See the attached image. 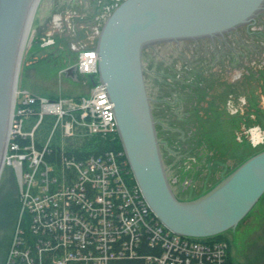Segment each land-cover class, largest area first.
<instances>
[{
	"label": "rangeland",
	"instance_id": "obj_1",
	"mask_svg": "<svg viewBox=\"0 0 264 264\" xmlns=\"http://www.w3.org/2000/svg\"><path fill=\"white\" fill-rule=\"evenodd\" d=\"M124 1L120 0L118 3V0H40L22 55L16 91V104L18 107L19 102L26 97L25 91L49 100L62 102L65 105L77 99L80 101L83 96H89L97 77L88 76L85 78L80 73L77 67L80 53L97 46L106 21ZM258 19L259 21L255 24L245 25L240 30L241 34L233 35L232 40H228V37L225 39L219 38L215 42L206 40L199 45L190 41L186 43H184L185 41L180 43L169 41L157 46L154 51L155 57L160 64L159 70L164 69L166 66L168 67L165 68L164 75L161 74V71L158 74L159 84H156L157 79L152 77L154 73L152 71L154 70L146 74L147 88H149V93L154 99H162L163 101L168 99V101L172 100L174 104L173 106L169 102L171 104L167 105V112L156 115L155 120L158 123L156 127L167 175L171 184L177 186L178 191L181 189L182 180L180 179L175 184L174 179L180 173L181 167L186 165L184 161L192 156H195L200 161L202 160L201 158H204L202 162L210 161L211 159L217 160L216 165L219 168L220 175L213 177L211 185L207 187V189H210L227 175L234 172L243 161L245 162L264 150V14ZM229 43L230 45L228 46L227 44ZM231 43H233V46ZM231 46L234 47L236 58L240 59L243 57L242 55H245L246 67L251 70L249 77L241 78L240 81L236 80L234 93L242 94V90L249 91L247 98L250 100V109L252 108L255 111V106L262 107L260 108L262 112L255 111L254 117L250 116L246 119H227L222 117L225 113L213 118H185L187 112H182L185 107L180 101L179 95L181 92L174 87L168 88L167 91L162 85L163 82H168L165 80L166 72H180L184 62L183 57L179 53L186 51L201 59L200 62L203 66L206 64V70L210 72L214 70L221 74L222 78L232 79L231 74L222 71V64L214 63L210 67L213 55L215 57L218 53V55L224 54L227 56L229 51H231ZM227 62L226 59L225 63ZM259 66L263 67L260 72L257 70ZM235 74H237L236 70ZM93 78L96 80H93ZM224 89L225 86L219 84L215 94H213L214 91L212 90V95L214 100L218 98L220 106L225 104L224 108H227V105L231 107L230 104L232 102L228 104L225 102L228 96L223 98L224 92L222 91ZM241 98H243V95ZM235 100V105H239L240 100ZM38 105L36 106L38 107ZM36 106L34 105V108ZM171 107H175V110L172 109L171 111ZM202 108H206V106ZM206 110L208 109H204V111ZM40 111L39 107L37 112ZM73 113L70 112L69 114ZM44 115L42 123L35 132V137L29 135L27 138L25 136L17 138L22 144L34 142L36 149L43 153V162L40 167H37L35 172L36 183L31 185L30 191L27 190L30 182L26 181L25 178L26 170L34 169V167H30V159L25 160V166L23 164L21 169L18 168V164L14 165L9 163V161L7 162V159L4 160L0 175V264H9L12 261L13 250L20 239H26L21 237V234L26 235L30 239V233L33 231L30 222L32 223L34 216L37 214V211L33 209L35 202L32 197L42 191L43 184H48L51 187L52 178L58 175L52 173L51 168L61 163L60 157L54 152L50 153L48 149L44 150V140L54 128L56 129L55 134L61 137V133H63L65 128L63 119H67L70 116L63 115L60 118L55 113ZM32 116L26 120L27 125L39 118L38 116L33 119ZM45 123L48 125L52 124L50 134L47 137L39 132ZM252 129L253 133L256 132L255 134H258L257 138L253 136ZM28 131L31 130L28 128ZM194 137H197L200 144H202V140L207 142L200 156L192 154L191 150H189L192 145L187 144L189 141L194 143ZM79 141V137H69L63 142L62 140H53V144L56 148L64 147L66 150L77 146ZM186 144L189 146H186ZM58 150L61 151L62 149ZM123 152L126 155V159H128L125 148H123ZM27 153L32 154V150H28ZM58 169H60L59 165ZM132 174L134 176L133 171ZM128 178H130L129 175ZM134 181L142 194V199L147 202L135 176ZM25 192L26 196L27 193L29 194L27 202L24 201L23 194ZM181 195L186 200L200 197L198 196L200 194L196 193L188 196H185V193ZM156 217L158 218L157 215ZM223 233L228 237V239H222L227 242L226 259L228 264H264V194L236 228H231ZM215 240L217 239L212 241Z\"/></svg>",
	"mask_w": 264,
	"mask_h": 264
},
{
	"label": "water",
	"instance_id": "obj_2",
	"mask_svg": "<svg viewBox=\"0 0 264 264\" xmlns=\"http://www.w3.org/2000/svg\"><path fill=\"white\" fill-rule=\"evenodd\" d=\"M40 0H0V175L22 60ZM264 0H125L106 21L96 50L120 137L149 206L174 233L213 237L236 228L264 194V150L204 195L180 200L161 153L143 52L158 42L214 38L252 23Z\"/></svg>",
	"mask_w": 264,
	"mask_h": 264
},
{
	"label": "built area",
	"instance_id": "obj_3",
	"mask_svg": "<svg viewBox=\"0 0 264 264\" xmlns=\"http://www.w3.org/2000/svg\"><path fill=\"white\" fill-rule=\"evenodd\" d=\"M77 67L83 75L97 77L91 94L80 101L65 105L25 91L26 97L18 107L16 93L5 159L20 169L30 159L34 169L25 173L30 182L28 191L36 183L35 172L43 162V153L34 142L22 144L17 138L35 137L44 114L70 116L63 119L65 128L60 138H54V128L44 140V150L50 153L60 148L54 147L53 140L63 142L78 134L119 133L114 104L99 78L96 48L82 51ZM37 104L39 118L27 125L26 120L37 112ZM60 149L61 163L51 168L58 174L52 178V186L43 184L42 191L32 197L37 214L30 222V239L21 234L28 241L20 239L9 264H118L127 259L135 264H228L225 240L208 241L174 233L156 217L142 199L123 151L109 150L78 159L66 155L64 147ZM23 195L27 202L29 194Z\"/></svg>",
	"mask_w": 264,
	"mask_h": 264
},
{
	"label": "flooded vegetation",
	"instance_id": "obj_4",
	"mask_svg": "<svg viewBox=\"0 0 264 264\" xmlns=\"http://www.w3.org/2000/svg\"><path fill=\"white\" fill-rule=\"evenodd\" d=\"M119 2L120 0H118V3ZM262 14H264V10L259 13V15L256 17V20L254 22L245 24V25L249 26L251 24H255L256 22L259 21L258 18H260ZM245 25L240 26L237 30H233L231 32L225 33L224 35H220L214 38H202V39H197V40H183V41H185L184 43H186L187 41L188 42L190 41L193 43L195 42L197 45H199L203 41L210 40L211 42H215L219 38L225 39L228 37L227 38L228 40L229 39L232 40L234 36L241 34L240 30ZM165 43H168V42H158L150 46H147L145 47L144 52H143V61H145L144 63L145 78H147L146 74L154 70L152 71L154 73L153 74L151 73V74L153 75L152 77L154 79H157L156 84L159 82L158 74H160V71H161V74L164 75V71L166 70L165 68L168 66H166L164 69L161 68L162 70H159L160 64L157 61V58L155 57L156 55L154 51L156 50L157 46L163 45ZM227 45L229 46L230 43ZM231 45L233 46V43H231ZM232 46H231V51H229V54H227V56L224 54L218 55L217 53V56L214 57L213 55V58L211 59V65L210 63H208L210 67L214 63L222 64V71H225V73L227 72V74H231L233 77L232 79L222 78L221 74H218V72H215L214 70L213 72L206 70V64H204L203 66V64L200 62L201 59L197 58V56L195 55H191L190 53L186 51H182L179 53V55L183 57V62H184L182 69H180V72L178 73H175V71H170V73L168 71L166 72L165 80H167L168 82L167 83L163 82L162 85L164 86V88H166L167 91H168V88L174 87L176 90H179L181 92V94L179 95L180 101L182 102V104H184V107H185V110L182 112L183 113L187 112L185 114V118L186 117L195 118V119H199L200 117L213 118V117H218L220 116V114H223V113L225 114L222 115V117L227 118V119H235V118L246 119V118H249L250 116L254 117L255 111L252 110V108L250 109L249 107L250 100L247 98L248 97L247 93L249 91L242 90V94L234 93L235 91L234 83L236 82V80L240 81L241 78L247 77L249 73L251 72V70L247 69L246 67L247 65L245 63L246 59H244L245 55H242L243 57L240 59L237 57L238 58L237 60L234 54V47ZM91 48H96V47H91ZM226 59L228 61L227 63H225ZM262 68L263 67L259 66L257 70L260 72ZM235 70L237 71V74L234 75ZM84 77L87 78L88 76L84 75ZM146 83H147V79H146ZM219 84H221L222 86H225V89L222 91L224 92L223 98L225 96H228L225 102L227 104L232 102L230 104L231 107L227 105V108H224L225 104L224 106H220L218 98L214 100V97L212 95V90L214 91L213 94H215V91L218 88ZM148 93H149V88H148ZM242 95H243V98H241ZM149 96L151 98L150 102H151V107H152L154 118L156 119L155 116L160 113L165 114L168 110L167 105H170L172 103V100H169V101L168 99H166L167 101L165 99L164 101L162 99L157 100V99H154L150 95V93H149ZM235 99L240 100L239 105L237 106L235 105V102H234L236 101ZM215 104L217 107L215 106ZM171 105L174 106L173 103ZM203 106L204 107L206 106V108H202ZM211 107H212V110H211ZM172 109L175 110V107H171L170 110L172 111ZM204 109H208V110L204 111ZM156 123H157V120H156ZM253 129H252V134L255 138H257L258 135L255 134L256 132L253 133ZM205 143L207 142L206 141L202 142L197 152H194L191 149L189 150H191L192 154L200 156L201 155L200 153L203 151L202 149L206 147ZM186 146H189V145L186 144ZM201 159L202 160L200 161L196 159L195 156H192L190 159L184 161L186 165L181 167L182 169L180 173H178L177 177L174 179L175 184L178 183L180 179L182 180L181 185H180L181 189H179V191L176 188L177 186H173L171 184L175 195L180 200H186L185 197L181 195L182 193H185L186 194L185 196H188L189 194H192V193L200 194L198 196H201L202 194L206 193L209 190L207 189L208 185L210 186L211 182L213 181V177L215 178L216 176L218 177L220 175L219 168H217V165H216L217 160L211 159L210 161L202 162L204 161V158H201Z\"/></svg>",
	"mask_w": 264,
	"mask_h": 264
},
{
	"label": "trees",
	"instance_id": "obj_5",
	"mask_svg": "<svg viewBox=\"0 0 264 264\" xmlns=\"http://www.w3.org/2000/svg\"><path fill=\"white\" fill-rule=\"evenodd\" d=\"M93 80H96V79L93 78ZM37 109H39V107L36 106V111ZM254 109L255 111L262 112L260 107L255 106ZM38 116H39V113L36 112L35 115L33 114V119H36ZM51 127H52L51 123L49 125L45 123L44 125H42L39 132L43 133L44 135H46L45 137H47L50 134ZM76 137L80 138L78 145L71 149H66V153H67L66 155H68L69 157L70 155H73V156H76L78 159H81L89 155L104 154L106 151H109V150L123 151V148H124V145L122 143L119 133H117L116 135H101L97 133L78 134V136ZM54 138L57 139V138H60V136L55 134ZM194 141H195L194 143L189 141L187 144H191L192 148L190 147L189 148L192 151L197 152L201 144L198 142L199 140H197V137L196 138L194 137ZM202 142H205V141L202 140ZM54 153H57L58 157H60L62 154L60 150L58 151L55 150ZM214 239H228V237L225 233H221L217 236L204 238V240H208V241H211ZM135 262L136 261L134 260L127 259L122 262L119 261V263L118 262L117 263L118 264H135Z\"/></svg>",
	"mask_w": 264,
	"mask_h": 264
},
{
	"label": "bare ground",
	"instance_id": "obj_6",
	"mask_svg": "<svg viewBox=\"0 0 264 264\" xmlns=\"http://www.w3.org/2000/svg\"><path fill=\"white\" fill-rule=\"evenodd\" d=\"M39 3H40V1H39ZM38 5H39V4H38ZM37 7H38V6H37ZM110 16H111V15H110ZM30 29H31V28H30ZM29 32H30V31H29ZM28 36H29V35H28ZM27 39H28V38H27ZM26 42H27V41H26ZM23 52H24V51H23ZM22 55H23V54H22ZM21 61H22V60H21ZM13 113H14V112H13ZM156 124H157V123H156ZM10 129H11V127H10ZM257 135H258V134H257ZM159 142H160V139H159ZM247 160H248V159H247ZM247 160H246V161H247ZM243 163H244V162H243ZM243 163H242V164H243ZM238 167H239V166H238ZM238 167H237V168H238ZM237 168H236V169H237ZM236 169H235V170H236ZM235 170H234V171H235ZM229 175H230V174H229ZM229 175H227L225 178H223L222 180H220L219 183H221V182L224 181L226 178H228ZM219 183H218V184H219ZM218 184H217V185H218ZM217 185H215V186H217ZM215 186H213V187H212L211 189H209L207 192H209L210 190H212L213 188H215ZM207 192H206V193H207ZM204 194H205V193H204ZM204 194H202V195H204ZM202 195H201V196H202ZM184 236H185V235H184ZM199 239L204 240V238H202V237H199Z\"/></svg>",
	"mask_w": 264,
	"mask_h": 264
}]
</instances>
